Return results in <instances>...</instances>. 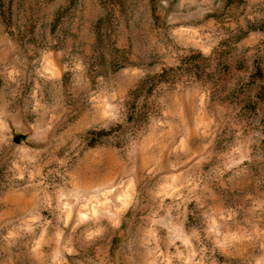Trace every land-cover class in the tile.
Here are the masks:
<instances>
[{"label": "rangeland", "instance_id": "374dc122", "mask_svg": "<svg viewBox=\"0 0 264 264\" xmlns=\"http://www.w3.org/2000/svg\"><path fill=\"white\" fill-rule=\"evenodd\" d=\"M0 264H264V0H0Z\"/></svg>", "mask_w": 264, "mask_h": 264}]
</instances>
